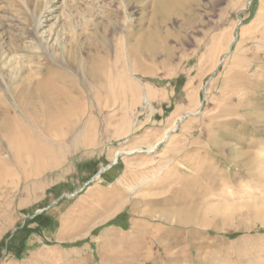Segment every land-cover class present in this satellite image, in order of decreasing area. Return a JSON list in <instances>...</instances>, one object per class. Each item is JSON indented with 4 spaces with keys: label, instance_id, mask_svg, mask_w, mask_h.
I'll return each instance as SVG.
<instances>
[{
    "label": "rangeland",
    "instance_id": "374dc122",
    "mask_svg": "<svg viewBox=\"0 0 264 264\" xmlns=\"http://www.w3.org/2000/svg\"><path fill=\"white\" fill-rule=\"evenodd\" d=\"M45 2L35 36L76 68L80 139L65 135L54 162H0V264H264V0ZM22 3L0 0V110L12 114L48 69ZM78 9L86 25L56 38ZM124 49L137 89L122 95ZM104 56L93 81L85 67Z\"/></svg>",
    "mask_w": 264,
    "mask_h": 264
},
{
    "label": "bare ground",
    "instance_id": "6f19581e",
    "mask_svg": "<svg viewBox=\"0 0 264 264\" xmlns=\"http://www.w3.org/2000/svg\"><path fill=\"white\" fill-rule=\"evenodd\" d=\"M16 1L19 2V0ZM20 1H22L27 8L26 12L22 7L26 12H23L26 15L25 23L30 27V30L27 31V29L25 33H27V37L35 40V32L39 26L38 15L43 9L45 10V8H47V3L45 0ZM72 15H75V18H72ZM2 25L3 24L0 22V45L8 50L10 43L6 41L7 38L4 35L6 32L3 31L4 27ZM83 25H86V20L84 19L82 11L78 9V12H74V14L68 12L60 30H55L53 33L57 38L58 35H60V31L62 30L63 32L65 29L66 32L74 35L76 26L82 27ZM126 36L127 35L123 36V40H125L124 38ZM19 37L20 35L16 36L17 39ZM35 43L41 51L42 59L48 64L47 73L38 77L33 87L27 88L23 85L15 92L13 99L16 102L17 110L13 111L17 112V115L14 113L12 114L9 108H1L0 111H2L4 117L0 122V138L1 140L3 139L7 156H0V162L12 158H15L17 162L38 161L42 162L41 164L54 162L53 153L66 147L64 137L67 134H75L72 143L73 146L79 144L78 140L80 138H76L78 134L76 133V126L78 125V115L82 113V110L80 108L81 97L78 95V76L75 73L77 72L76 68L74 71H70V69L61 68L57 63L48 60L50 48L41 36L36 38ZM77 44H79V39H74L66 49H62L66 62L71 61L73 63L78 59V53H76L75 49V45ZM129 50V53H132L133 49L130 48ZM15 53L14 51L13 54ZM120 53L121 56L117 55V60L121 66L118 79L121 84V93L125 95L126 84L132 83L135 89H137V85L134 84L129 76L130 71L127 66V59L125 60L127 52L125 53L124 49ZM13 54L8 60L10 63V70L8 73L11 75L17 74L20 70L18 66L19 60H17ZM59 56L60 53L56 54L54 59H56V61L59 60ZM130 57L132 58V56ZM110 65L107 56L97 57L96 61L91 60L87 63L85 70L93 81H99L107 74L106 71ZM142 70L144 71V69ZM29 81H32V79H29ZM147 97L148 96L145 97L146 100L148 99ZM29 126L32 127L33 130L37 128L39 137L29 132Z\"/></svg>",
    "mask_w": 264,
    "mask_h": 264
},
{
    "label": "trees",
    "instance_id": "16d2710c",
    "mask_svg": "<svg viewBox=\"0 0 264 264\" xmlns=\"http://www.w3.org/2000/svg\"><path fill=\"white\" fill-rule=\"evenodd\" d=\"M114 221H115V219H113V220H111V221L107 222V225L113 224V223H114ZM0 243H1V241H0Z\"/></svg>",
    "mask_w": 264,
    "mask_h": 264
},
{
    "label": "water",
    "instance_id": "95a60500",
    "mask_svg": "<svg viewBox=\"0 0 264 264\" xmlns=\"http://www.w3.org/2000/svg\"><path fill=\"white\" fill-rule=\"evenodd\" d=\"M117 157V156H116ZM114 161H116V158H115V160ZM98 174H100V171H98Z\"/></svg>",
    "mask_w": 264,
    "mask_h": 264
}]
</instances>
